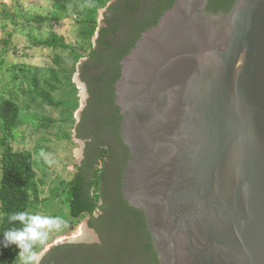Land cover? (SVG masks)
Returning a JSON list of instances; mask_svg holds the SVG:
<instances>
[{
	"label": "water",
	"instance_id": "obj_1",
	"mask_svg": "<svg viewBox=\"0 0 264 264\" xmlns=\"http://www.w3.org/2000/svg\"><path fill=\"white\" fill-rule=\"evenodd\" d=\"M207 6L177 0L121 61L122 194L159 264H264V0Z\"/></svg>",
	"mask_w": 264,
	"mask_h": 264
},
{
	"label": "trees",
	"instance_id": "obj_2",
	"mask_svg": "<svg viewBox=\"0 0 264 264\" xmlns=\"http://www.w3.org/2000/svg\"><path fill=\"white\" fill-rule=\"evenodd\" d=\"M55 1L57 6L59 4L63 6L80 4L83 6L85 14H82L83 18L79 24L84 27V34L86 33L87 40L90 41L73 47L67 45L64 38L52 35L46 40L36 42V44L53 49L70 50L75 53L77 60H87L82 67L81 79L88 86L90 99L82 113V121L89 122L100 105L102 108L108 109V114L105 113L98 117L96 123L109 125L118 135L122 115L119 113L120 108L115 105V85L121 77V61L134 48L142 33L156 26L165 12L170 10L177 0H117V4L109 7L104 14V27L100 30L97 47L91 42L98 26L94 13L99 8H104L112 0ZM235 2L236 0H208L207 11L214 15L227 14ZM33 72V68L28 65H24L21 69L23 78H32ZM56 78L59 81V77ZM16 80H20V77L17 76ZM31 83L35 94L49 107L59 108L65 105L63 102H55L51 94L38 86L34 77L31 79ZM69 105L73 109L78 108L77 103ZM22 120L27 119L20 117V107L14 100L0 102V122L4 132V137L0 140V145L3 147L0 159L2 172L0 234L10 227L7 221L9 213L24 210L34 212L36 206L43 202L39 198V187L34 171L35 162L32 155L25 151L16 152L12 148ZM78 129L80 132V128ZM80 134L82 135L81 132ZM81 137L84 138V136ZM85 172H79L63 188V192L66 195L72 221L90 217V226L99 231L95 225L99 224V221L92 218L99 209H104L100 206L98 174L91 175ZM119 202L115 222H112L110 228L113 229V234L110 240L103 241V246L62 244L52 248L43 258L41 264H109V259L104 258L103 253L108 250L115 252L116 246L120 247L124 259L129 257L132 264H159L144 214L130 208L122 199ZM127 220L136 221L135 237L127 232V227H123ZM132 251H138L141 254L140 262L132 261ZM16 253L17 250L14 246L0 247V259L7 260L11 264H16Z\"/></svg>",
	"mask_w": 264,
	"mask_h": 264
},
{
	"label": "rangeland",
	"instance_id": "obj_3",
	"mask_svg": "<svg viewBox=\"0 0 264 264\" xmlns=\"http://www.w3.org/2000/svg\"><path fill=\"white\" fill-rule=\"evenodd\" d=\"M56 4L55 0H0V102L14 100L20 107V117L27 119L21 121L12 148L16 152H28L34 159L39 198L43 201L34 212L60 216L67 222L64 230L51 235L47 247L40 253L43 258L52 248L78 240L83 230L90 243L97 242V237L86 225L85 217L72 221L63 192L81 160L76 132L88 103L87 86L81 79L82 67L87 60H77L70 50L36 44L52 35L64 38L67 45L73 47L89 42L84 27L79 24L85 9L80 4ZM115 4L117 0H112L94 13L98 26L91 42L95 47L104 27V14ZM24 65L33 68L32 78L41 89L51 94L55 102L65 105L52 108L45 104L35 94L32 78H23L21 69ZM17 76L20 80H16ZM75 103L78 108L73 109L69 104ZM79 128L83 131L84 125ZM3 137L0 122V140ZM41 151L44 156H41ZM2 153L0 145V159ZM46 158L53 162L47 163ZM1 174L0 165V181ZM1 221L0 215V224ZM103 257L109 259V264H132L129 257L124 259L118 246L115 252H104ZM0 264L11 263L0 259Z\"/></svg>",
	"mask_w": 264,
	"mask_h": 264
},
{
	"label": "flooded vegetation",
	"instance_id": "obj_4",
	"mask_svg": "<svg viewBox=\"0 0 264 264\" xmlns=\"http://www.w3.org/2000/svg\"><path fill=\"white\" fill-rule=\"evenodd\" d=\"M89 99L90 94L88 96V102ZM107 110L108 109H104L99 105V107L96 109V114L91 116L89 122L82 121L81 117V120L77 126L76 139L80 141L79 145L81 147V160L78 162V169L75 171L73 179L81 171H86L85 173L91 175H93V173L98 174L99 193L101 195L100 206H102L104 209H99L92 217L94 220L99 221V224H95L99 231L96 228L90 226L91 218L86 217V225L97 237V242L90 243L91 240L85 236L82 239H78L79 242L74 243L75 245L82 244L86 246H103V241L110 240L111 235L113 234V229L110 228L112 227V222H115V215L119 210L120 199L128 204L122 194V185L123 171L127 166L129 159V149L123 143L121 138V125L118 135H116L109 125L96 123L98 117H101L105 113L108 114ZM81 125H84V130L80 131L82 135L78 131V128ZM81 136H84V138ZM124 224L125 225L123 227H127V232L131 233L132 236L135 237L134 234L136 232L134 233V229H136V221L127 220ZM131 255L132 260L136 263L142 260L141 254L138 251H132Z\"/></svg>",
	"mask_w": 264,
	"mask_h": 264
},
{
	"label": "clouds",
	"instance_id": "obj_5",
	"mask_svg": "<svg viewBox=\"0 0 264 264\" xmlns=\"http://www.w3.org/2000/svg\"><path fill=\"white\" fill-rule=\"evenodd\" d=\"M44 155L41 151V156ZM46 162L51 164L53 161L46 158ZM7 221L10 227L0 234V247L16 248V264H41L40 253L47 247L51 235L67 227V222L60 216L28 210L9 213Z\"/></svg>",
	"mask_w": 264,
	"mask_h": 264
},
{
	"label": "bare ground",
	"instance_id": "obj_6",
	"mask_svg": "<svg viewBox=\"0 0 264 264\" xmlns=\"http://www.w3.org/2000/svg\"><path fill=\"white\" fill-rule=\"evenodd\" d=\"M85 236H86V233H85V230H83L82 233H81V235H80V237L78 239H82Z\"/></svg>",
	"mask_w": 264,
	"mask_h": 264
}]
</instances>
